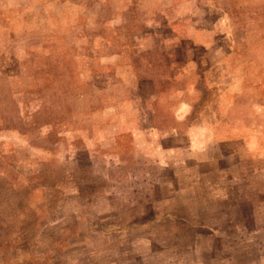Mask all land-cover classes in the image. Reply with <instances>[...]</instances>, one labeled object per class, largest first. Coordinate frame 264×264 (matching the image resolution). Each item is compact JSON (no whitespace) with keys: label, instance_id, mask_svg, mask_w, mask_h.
Listing matches in <instances>:
<instances>
[{"label":"rangeland","instance_id":"1","mask_svg":"<svg viewBox=\"0 0 264 264\" xmlns=\"http://www.w3.org/2000/svg\"><path fill=\"white\" fill-rule=\"evenodd\" d=\"M0 264H264V0H0Z\"/></svg>","mask_w":264,"mask_h":264},{"label":"trees","instance_id":"2","mask_svg":"<svg viewBox=\"0 0 264 264\" xmlns=\"http://www.w3.org/2000/svg\"><path fill=\"white\" fill-rule=\"evenodd\" d=\"M165 120H166V118H165ZM90 149L88 148V147H85V148H80V147H78V149L76 148V150H75V160H76V162H75V164H78V167H79V169L80 170H84V169H86L87 167H89L90 166V162H91V156H90ZM79 152H84L85 153V157L83 158V160H81V159H79L78 157H77V154L79 153ZM87 163H89V164H87ZM85 164H87V165H85ZM77 166H74V168L73 169H76V168H78ZM68 170V169H67ZM69 171V170H68ZM65 173H67V172H65ZM175 173H173V175H174ZM150 206H152V205H150ZM231 209L233 210L232 212H234V214H235V211H234V209H236V207L234 208V206L233 207H231Z\"/></svg>","mask_w":264,"mask_h":264}]
</instances>
